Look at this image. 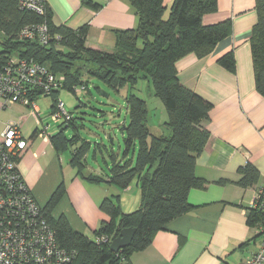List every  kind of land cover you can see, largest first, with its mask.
<instances>
[{
	"label": "trees",
	"instance_id": "trees-1",
	"mask_svg": "<svg viewBox=\"0 0 264 264\" xmlns=\"http://www.w3.org/2000/svg\"><path fill=\"white\" fill-rule=\"evenodd\" d=\"M128 1L139 16L138 25L117 31L115 50L105 51L87 45L88 23L74 29L55 23L48 4L45 16H39L22 9L19 0H0V53L34 58L53 73L65 77L61 89L47 94L52 99L51 115L62 89L89 88L82 81L84 71L82 66H77L78 61L85 62L87 73L102 78L118 91L127 83L134 88L136 83L131 78L138 79V74L149 77L154 95L162 100L168 113L165 125L169 133L154 132L148 124L147 101L132 91L127 95L130 120L124 126L125 157L137 145L136 161L133 155L121 164L112 154L113 164L106 177L102 173L84 172L89 142L82 140L77 146L81 142L80 136L66 134L68 127L77 128L78 118L68 111L71 118L59 120L60 129L50 134L51 141L59 153L70 151L69 161L82 177L96 183H113L123 189L137 179L141 193L139 207L130 212L124 211L112 197L105 196L100 209L110 219L102 221L95 238H90L75 230L65 216L52 214L65 191L61 185L41 208L55 231L58 244L71 255L68 264H130L132 253L148 248L160 229L193 207L189 200L190 191L206 188L210 183L197 174L196 164L210 137L205 122L210 118L213 103L181 81L176 63L189 53H195L199 58L208 55L230 34L231 21L204 24V16L217 11L218 0H173L168 16H165V0ZM83 4L94 10L102 7L95 0H83ZM256 8L257 21L250 43L255 86L264 96V0H256ZM41 22L47 23L53 36L48 44L19 39L24 26ZM55 35L60 38H54ZM218 63L235 71L233 51L223 54ZM35 95L36 99L39 94ZM42 125H48L49 129L51 126L43 122ZM238 173L237 180L220 178L217 183L234 182L243 187H256L261 179L259 169L251 162L240 166ZM247 217L248 223L256 224L259 234L264 236L263 195L249 208ZM124 227L137 229L133 240L129 246L113 252L110 243Z\"/></svg>",
	"mask_w": 264,
	"mask_h": 264
},
{
	"label": "crops",
	"instance_id": "crops-1",
	"mask_svg": "<svg viewBox=\"0 0 264 264\" xmlns=\"http://www.w3.org/2000/svg\"><path fill=\"white\" fill-rule=\"evenodd\" d=\"M46 1L55 23L74 29L88 23L87 45L105 51L115 50L117 31L136 28L139 22L128 0H95L102 4L99 10L85 6L83 0ZM172 3L165 0V16ZM225 20L231 21V32L208 55L199 58L189 53L176 63L181 81L213 103L205 122L210 137L196 164L197 174L210 183L190 191L193 207L160 229L148 248L132 253L130 264H249V259L264 248V236L247 217L256 195L264 190V96L255 86L250 43L257 21L256 0H218L217 11L206 14L203 22L211 25ZM229 51L235 56V71L218 63ZM5 109L0 99V133L18 119L3 117ZM39 111L41 115L40 107ZM27 118L24 115L18 120L21 132ZM149 120L150 112L148 124ZM149 126L154 132L169 133L165 124ZM39 128L35 121L30 135L22 132L30 141L19 160L27 185L43 207L63 185L65 191L52 214L65 216L75 230L95 238L101 222L110 219L100 209L107 195L102 184L82 177L69 160L65 161L51 137L37 135ZM248 162L261 173L256 187L217 183L220 178L237 180L239 167ZM132 187L131 183L125 189ZM136 188L141 196L138 181Z\"/></svg>",
	"mask_w": 264,
	"mask_h": 264
},
{
	"label": "built area",
	"instance_id": "built-area-1",
	"mask_svg": "<svg viewBox=\"0 0 264 264\" xmlns=\"http://www.w3.org/2000/svg\"><path fill=\"white\" fill-rule=\"evenodd\" d=\"M22 9L45 16L46 0H19ZM19 39L46 45L53 37L46 22L28 24ZM54 38L59 39L58 35ZM65 77L53 73L45 64L31 57L0 53V99L3 108L22 103L31 110L37 124V134L50 138L49 126L42 125L35 94H50L61 89ZM84 86L75 87L80 91ZM35 95V96H34ZM54 121L70 119L65 104L58 99ZM30 146L21 132V123H9L0 133V264H68L71 255L57 242L55 231L42 213L41 205L25 182L18 158ZM264 196L260 191L256 198ZM264 262V248L249 264Z\"/></svg>",
	"mask_w": 264,
	"mask_h": 264
},
{
	"label": "rangeland",
	"instance_id": "rangeland-1",
	"mask_svg": "<svg viewBox=\"0 0 264 264\" xmlns=\"http://www.w3.org/2000/svg\"><path fill=\"white\" fill-rule=\"evenodd\" d=\"M170 8L171 6L169 10ZM169 10L167 9V16L169 15ZM76 64L77 66H82L84 71L82 81L87 83L89 88L77 92L68 88L60 91L59 99L65 104L66 110L78 118L77 128L68 127L66 134L69 137H72L75 133L80 136L81 142L77 146L82 143V140L89 142L86 154L85 174L98 171L106 177L110 174V167L113 164L112 154L115 156L116 161L121 164L127 158H132L133 155H135L136 161L138 153L137 145L125 157L126 134L124 126L130 120L127 95L132 91L147 101L150 112L149 124L153 127L155 124L158 127V123L159 125L165 124L168 120V113L162 100L154 95L153 85L149 77L143 78L138 74V79L131 78L136 83L134 88L130 86V83H127L126 86L118 91L102 78L87 73L84 70L85 62L78 61ZM36 103L40 107L41 117L51 125L49 129L50 134L57 133L60 129V121H54L51 117V96L41 93L36 98ZM30 112L31 110L26 105L14 103L3 110L2 114L3 117H9L10 115L16 119L18 117L15 120L17 123H20L18 120L24 115L28 116L22 129L24 135L28 136L35 127V119L31 117ZM64 157L65 161H68L70 151L64 153ZM136 182L137 179L132 182L133 187L129 190L118 187L113 183L101 182V184L107 194L106 196L112 197L120 203L124 211L130 212L137 209L141 203V196H138Z\"/></svg>",
	"mask_w": 264,
	"mask_h": 264
},
{
	"label": "water",
	"instance_id": "water-1",
	"mask_svg": "<svg viewBox=\"0 0 264 264\" xmlns=\"http://www.w3.org/2000/svg\"><path fill=\"white\" fill-rule=\"evenodd\" d=\"M136 230L137 229L135 227L122 228L119 234L111 241L110 249L113 252H118L119 250L129 246L133 240Z\"/></svg>",
	"mask_w": 264,
	"mask_h": 264
}]
</instances>
